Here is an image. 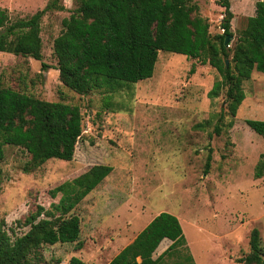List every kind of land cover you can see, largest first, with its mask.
<instances>
[{
	"label": "rangeland",
	"instance_id": "374dc122",
	"mask_svg": "<svg viewBox=\"0 0 264 264\" xmlns=\"http://www.w3.org/2000/svg\"><path fill=\"white\" fill-rule=\"evenodd\" d=\"M53 1L0 0V8L14 21ZM257 1L264 0H229L231 45L246 18L254 15ZM195 2L209 33L221 34L223 8L216 0ZM56 4L63 9L47 11L40 20L41 61L0 52V85L40 100L78 106L82 136L70 161L51 159L29 174L21 171L28 155L20 148L4 147L0 222L9 231L35 205L49 210L57 203L60 195H49L57 185L94 165L112 169L71 212L79 218L80 246L45 245L29 263L68 264L75 257L83 264H108L161 212L177 217L185 244L159 264H240L236 261L248 254L253 228L259 232L264 259V177L253 179L264 139L245 124L249 119L264 120V73L252 72L243 82L244 99L233 117L223 92L215 99L207 97L219 79L217 71L172 53L159 52L150 79L111 82L79 95L61 83L52 50L62 20L77 3ZM221 114V131L215 135L213 127ZM165 242L153 259L171 244Z\"/></svg>",
	"mask_w": 264,
	"mask_h": 264
},
{
	"label": "trees",
	"instance_id": "16d2710c",
	"mask_svg": "<svg viewBox=\"0 0 264 264\" xmlns=\"http://www.w3.org/2000/svg\"><path fill=\"white\" fill-rule=\"evenodd\" d=\"M56 1L30 17L14 21L0 8V52L41 61L40 20L47 11L63 9ZM75 1L77 7L62 20V30L53 40L52 50L61 83L79 95L111 82L130 84L150 79L159 52H165L196 59L215 69L219 79L207 97L215 99L223 92L233 117L244 99L243 82L252 72L264 73V1L255 3L254 15L246 18L232 45L223 44L225 36L233 37L229 0H216L223 8L222 33L216 35L209 33V25L199 15L195 0ZM41 67L46 68L44 64ZM222 117L221 114L213 127L215 135L220 134ZM245 124L264 139V120L249 119ZM81 136L82 115L78 106L40 100L0 85V162L7 145L28 155V161L21 166L24 174L34 172L51 159L70 161ZM210 160L208 154L205 174ZM111 169L94 165L51 189V198L60 195L57 203H51L49 210L35 205L22 220H16L14 228L20 233L14 228L7 231L1 221L0 264H30L37 250L45 245L76 242L79 247V218L71 212ZM263 177L264 153L253 168V179ZM1 184L0 170V192ZM163 239L171 244L153 259L156 248H163ZM184 244L177 217L161 212L108 264H159L170 251ZM248 245V254L236 262L264 264L256 228L249 234ZM68 264L83 262L72 257Z\"/></svg>",
	"mask_w": 264,
	"mask_h": 264
},
{
	"label": "water",
	"instance_id": "95a60500",
	"mask_svg": "<svg viewBox=\"0 0 264 264\" xmlns=\"http://www.w3.org/2000/svg\"><path fill=\"white\" fill-rule=\"evenodd\" d=\"M232 38H233V37L230 36V35L225 36V37H224L223 44H224V45H227V44L230 42V40H231ZM226 64H227V62H226Z\"/></svg>",
	"mask_w": 264,
	"mask_h": 264
},
{
	"label": "crops",
	"instance_id": "0c3cea01",
	"mask_svg": "<svg viewBox=\"0 0 264 264\" xmlns=\"http://www.w3.org/2000/svg\"><path fill=\"white\" fill-rule=\"evenodd\" d=\"M231 4H232V3H231ZM157 214H158V213H157ZM157 214H156V215H157ZM156 215H155V216H156ZM153 217H154V216H153ZM153 217H152V218H153ZM152 218H151V220H152ZM151 220H150V221H151ZM150 221H149V222H150ZM163 240H164V243H166L165 241H167V239H163ZM163 240H162V241H163ZM162 241H161V242H162ZM168 241H169V240H168ZM161 242H160V243H161ZM170 242H171V241H170ZM161 250H162V249H161ZM152 258H153V254H152Z\"/></svg>",
	"mask_w": 264,
	"mask_h": 264
}]
</instances>
